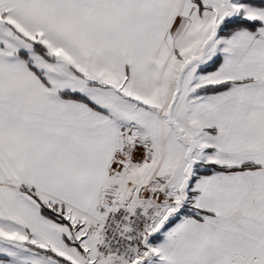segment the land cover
Returning <instances> with one entry per match:
<instances>
[{"label":"snow or ice","instance_id":"snow-or-ice-1","mask_svg":"<svg viewBox=\"0 0 264 264\" xmlns=\"http://www.w3.org/2000/svg\"><path fill=\"white\" fill-rule=\"evenodd\" d=\"M0 264H264V0H0Z\"/></svg>","mask_w":264,"mask_h":264}]
</instances>
